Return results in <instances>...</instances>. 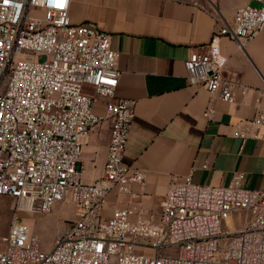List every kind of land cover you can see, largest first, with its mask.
Masks as SVG:
<instances>
[{"label": "built area", "instance_id": "2783aa9c", "mask_svg": "<svg viewBox=\"0 0 264 264\" xmlns=\"http://www.w3.org/2000/svg\"><path fill=\"white\" fill-rule=\"evenodd\" d=\"M70 1L0 0V197L39 215L75 205V219L48 251L14 217L0 264H264V192L244 189L243 173L216 187L195 183L192 170L172 183L159 216L128 207L106 215L111 195L136 198L132 186H145L144 173L124 163L135 102L116 97L111 35L95 22L73 23ZM253 1L184 62L188 83L224 103L237 102L238 84L219 41L244 49L264 29V0ZM215 113L209 106L204 117ZM104 122L111 124L104 174L85 183L82 140ZM248 124L236 136L257 139L264 110Z\"/></svg>", "mask_w": 264, "mask_h": 264}, {"label": "crops", "instance_id": "0c3cea01", "mask_svg": "<svg viewBox=\"0 0 264 264\" xmlns=\"http://www.w3.org/2000/svg\"><path fill=\"white\" fill-rule=\"evenodd\" d=\"M253 4V0L70 1L73 23L95 22L111 35L121 73L116 97L135 102L124 163L144 173L145 186H132L136 198L111 195L107 216L124 207L159 216L172 183L192 170L199 185L227 187L234 174L243 173L244 189L264 192V127L257 139L236 136L240 124L248 127L264 110V29L244 49L228 38L219 41L228 74L238 84L234 104L190 85L184 66L191 50L210 42L218 25L233 23L239 8ZM104 102L97 112L104 111ZM209 106L216 110L211 120L204 117ZM110 138L111 124L104 122L82 140L79 167L85 183L103 176Z\"/></svg>", "mask_w": 264, "mask_h": 264}, {"label": "rangeland", "instance_id": "374dc122", "mask_svg": "<svg viewBox=\"0 0 264 264\" xmlns=\"http://www.w3.org/2000/svg\"><path fill=\"white\" fill-rule=\"evenodd\" d=\"M256 6V4H253ZM18 203L9 197H0V251L4 249L2 238L7 235L14 217H19L29 227L30 234L36 235L41 248L48 251L56 238L69 227L75 219V205L71 202L54 206L51 214L39 215L27 211H17Z\"/></svg>", "mask_w": 264, "mask_h": 264}, {"label": "bare ground", "instance_id": "6f19581e", "mask_svg": "<svg viewBox=\"0 0 264 264\" xmlns=\"http://www.w3.org/2000/svg\"><path fill=\"white\" fill-rule=\"evenodd\" d=\"M24 210V209H23ZM25 211V210H24Z\"/></svg>", "mask_w": 264, "mask_h": 264}]
</instances>
